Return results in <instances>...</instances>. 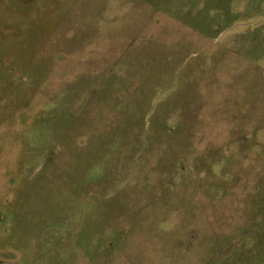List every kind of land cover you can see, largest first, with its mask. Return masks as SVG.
<instances>
[{
	"label": "rangeland",
	"instance_id": "374dc122",
	"mask_svg": "<svg viewBox=\"0 0 264 264\" xmlns=\"http://www.w3.org/2000/svg\"><path fill=\"white\" fill-rule=\"evenodd\" d=\"M0 264H264V0H0Z\"/></svg>",
	"mask_w": 264,
	"mask_h": 264
}]
</instances>
